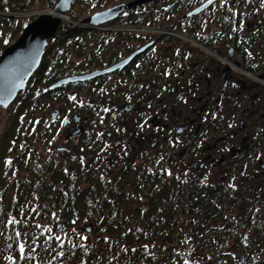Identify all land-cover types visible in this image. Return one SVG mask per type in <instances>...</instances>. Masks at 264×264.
<instances>
[{
    "label": "trees",
    "instance_id": "obj_1",
    "mask_svg": "<svg viewBox=\"0 0 264 264\" xmlns=\"http://www.w3.org/2000/svg\"><path fill=\"white\" fill-rule=\"evenodd\" d=\"M58 1L0 0V52L35 19L34 11ZM132 1L72 0L67 13L80 25L61 22L26 87L4 109L0 264H264V192L246 201L232 181L212 172L185 176L155 156L109 153L104 134L96 130L101 121L118 120L117 114L93 101L92 84L109 72L55 86L115 66L149 48L157 35L213 49L222 33L231 32V24L223 25L224 15L234 16L230 11L213 14L210 7L187 16L206 0H148L104 24L85 21ZM104 78L97 79L106 85ZM59 139L62 152H55ZM237 202L238 213L225 216ZM218 219L221 226L211 224ZM195 222L203 227L201 237L190 235L200 255L192 258L177 226ZM85 223L96 227V243L83 232Z\"/></svg>",
    "mask_w": 264,
    "mask_h": 264
},
{
    "label": "flooded vegetation",
    "instance_id": "obj_2",
    "mask_svg": "<svg viewBox=\"0 0 264 264\" xmlns=\"http://www.w3.org/2000/svg\"><path fill=\"white\" fill-rule=\"evenodd\" d=\"M210 7L234 13L224 15L231 32L213 49L157 35L125 66L96 77L93 101L118 119L101 121L96 131L109 153L155 156L175 174L212 172L238 190L264 192V0Z\"/></svg>",
    "mask_w": 264,
    "mask_h": 264
},
{
    "label": "water",
    "instance_id": "obj_3",
    "mask_svg": "<svg viewBox=\"0 0 264 264\" xmlns=\"http://www.w3.org/2000/svg\"><path fill=\"white\" fill-rule=\"evenodd\" d=\"M148 0H134L132 2L111 6L104 10L98 11L85 19L91 25H101L114 20L121 12L129 7ZM216 0H212V3ZM72 0H59L53 10L65 13L70 10ZM212 3L208 0L187 13V16L195 15L208 8ZM61 24L59 18H54L43 14L37 16L30 22L22 25V31L17 39L3 51L0 52V108H7L15 99L19 91L23 90L32 73L38 67L48 40L55 35L58 26ZM140 48L130 54L123 61L115 66L104 69L100 72H92L83 76H75L61 80L55 84L60 85L63 82L73 80H84L95 74L106 73L125 65L135 55L144 50Z\"/></svg>",
    "mask_w": 264,
    "mask_h": 264
},
{
    "label": "rangeland",
    "instance_id": "obj_4",
    "mask_svg": "<svg viewBox=\"0 0 264 264\" xmlns=\"http://www.w3.org/2000/svg\"><path fill=\"white\" fill-rule=\"evenodd\" d=\"M46 9V8H45ZM43 9H39V10H36L33 12V14L35 15V17L41 15L39 14V11H42ZM37 14V16H36ZM5 116H6V112L4 109H0V128L2 127V124L4 122V119H5ZM67 130L65 131V133L62 135L61 138H64V136L66 135ZM62 146V144L60 143V139L55 141L52 145V149L55 150V152H62V150L60 149ZM62 155V154H61ZM214 179H217L216 177H214ZM234 187V186H233ZM236 189V187H234ZM237 190V189H236ZM254 195V192L253 193H248V192H244V191H241V193L239 194L240 197H243L244 200H249L252 198V196ZM240 202H237L235 204V206L231 207L229 209V211H226L224 212L225 216H228V215H235L238 213V206H239ZM246 204V203H245ZM222 220L218 219L216 222L214 223H211V224H215L216 226H221ZM196 226H184V225H178L177 226V230H180L179 232L182 234V238L185 240L184 243H182V245L185 244L189 254L191 255L192 258L194 257H199V256H195V255H198L197 253V249H195V246H197V244L195 242H193L191 239V236L190 235H195L193 237L195 238H199L202 236V227H199V225L196 224V222L194 223ZM206 224V222H205ZM180 226V227H179ZM59 229H60V226H59ZM54 231V229L52 230ZM96 227L92 224H88V223H85L83 225V232L89 237L90 240H92L94 243H96V239H97V235L95 234L96 232ZM59 233H64V231H61ZM176 233V232H175ZM193 238V239H195ZM231 243H232V239H231ZM207 249V248H206Z\"/></svg>",
    "mask_w": 264,
    "mask_h": 264
},
{
    "label": "built area",
    "instance_id": "obj_5",
    "mask_svg": "<svg viewBox=\"0 0 264 264\" xmlns=\"http://www.w3.org/2000/svg\"><path fill=\"white\" fill-rule=\"evenodd\" d=\"M39 14H41V15L46 14V15H49V16L54 17V18H59L61 22L70 23V24L75 25V26L80 25L79 20L78 19L77 20L74 19L69 13H67V12H65V13L57 12V11H54L53 8L43 9L42 11H39ZM36 16H37V14H36ZM135 30L137 32H142V31H145L147 29H145V28H136ZM149 31H154V30L150 29Z\"/></svg>",
    "mask_w": 264,
    "mask_h": 264
},
{
    "label": "snow or ice",
    "instance_id": "obj_6",
    "mask_svg": "<svg viewBox=\"0 0 264 264\" xmlns=\"http://www.w3.org/2000/svg\"><path fill=\"white\" fill-rule=\"evenodd\" d=\"M208 2H209V3H212V0H208ZM72 99H74V97H73ZM10 222H11V221H10ZM48 231H51V230H50V229H48ZM55 238H56L57 240H59V239H60V237H59V236H57V237H55ZM20 250H21V252H23V250H24V249H23V245H21V246H20Z\"/></svg>",
    "mask_w": 264,
    "mask_h": 264
}]
</instances>
